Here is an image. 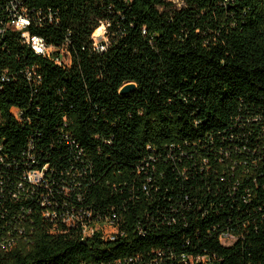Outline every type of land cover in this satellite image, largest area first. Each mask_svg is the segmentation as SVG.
Instances as JSON below:
<instances>
[{
    "label": "trees",
    "instance_id": "obj_1",
    "mask_svg": "<svg viewBox=\"0 0 264 264\" xmlns=\"http://www.w3.org/2000/svg\"><path fill=\"white\" fill-rule=\"evenodd\" d=\"M180 1H19L54 52L0 35V264H264V0Z\"/></svg>",
    "mask_w": 264,
    "mask_h": 264
},
{
    "label": "built area",
    "instance_id": "obj_2",
    "mask_svg": "<svg viewBox=\"0 0 264 264\" xmlns=\"http://www.w3.org/2000/svg\"><path fill=\"white\" fill-rule=\"evenodd\" d=\"M20 0H10L6 6H4V10L10 14L9 20L5 22L3 25L2 21V15L0 10V35L3 34L7 29H10L14 32H17L20 34L21 39L24 44L29 46L31 50L39 56H51L54 52L53 48L47 47V44L45 40L40 37L31 34L29 31V28L31 26V20L30 18L25 14L23 11H19V3ZM95 41V45L100 51L105 50V42L107 41L106 38L99 40V42ZM58 63H60L59 60H57ZM44 171H31L27 175V182L33 186L39 185L42 182V179L44 177ZM45 217L48 218L49 214H45ZM70 222V220L68 221ZM102 223H109V222H102ZM114 226V224L109 223ZM117 233V232H116ZM115 233V234H116ZM93 234V233H92ZM115 234L112 236H106L109 239H111ZM84 235L87 234V228L84 230ZM91 235V234H90ZM105 236V235H104Z\"/></svg>",
    "mask_w": 264,
    "mask_h": 264
},
{
    "label": "rangeland",
    "instance_id": "obj_3",
    "mask_svg": "<svg viewBox=\"0 0 264 264\" xmlns=\"http://www.w3.org/2000/svg\"><path fill=\"white\" fill-rule=\"evenodd\" d=\"M169 2L173 3L175 6L180 7L182 5V2L180 0H168ZM101 27L104 28V31L101 35H95L93 38L96 40V42H99V40L105 38V33H106V25L103 24ZM117 232V229L115 226L109 224V223H95L91 225L89 228H87V234H92V233H103L105 236H112Z\"/></svg>",
    "mask_w": 264,
    "mask_h": 264
},
{
    "label": "water",
    "instance_id": "obj_4",
    "mask_svg": "<svg viewBox=\"0 0 264 264\" xmlns=\"http://www.w3.org/2000/svg\"><path fill=\"white\" fill-rule=\"evenodd\" d=\"M135 90V85H132V84H128L126 86H124L121 91H120V94L121 95H127L129 94L130 92H133Z\"/></svg>",
    "mask_w": 264,
    "mask_h": 264
},
{
    "label": "bare ground",
    "instance_id": "obj_5",
    "mask_svg": "<svg viewBox=\"0 0 264 264\" xmlns=\"http://www.w3.org/2000/svg\"><path fill=\"white\" fill-rule=\"evenodd\" d=\"M103 31H104V28L103 27H99L96 31H95V35L97 36H99V35H101L102 33H103Z\"/></svg>",
    "mask_w": 264,
    "mask_h": 264
}]
</instances>
